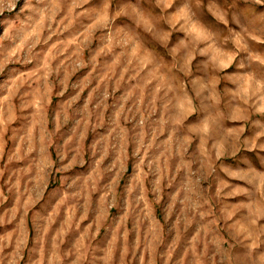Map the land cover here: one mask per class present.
<instances>
[{"label":"rangeland","instance_id":"1","mask_svg":"<svg viewBox=\"0 0 264 264\" xmlns=\"http://www.w3.org/2000/svg\"><path fill=\"white\" fill-rule=\"evenodd\" d=\"M0 264H264V0H0Z\"/></svg>","mask_w":264,"mask_h":264}]
</instances>
